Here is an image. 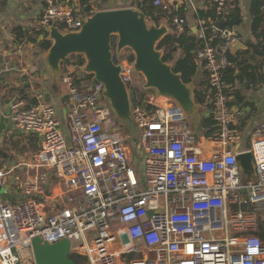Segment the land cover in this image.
Instances as JSON below:
<instances>
[{
  "label": "built area",
  "instance_id": "obj_1",
  "mask_svg": "<svg viewBox=\"0 0 264 264\" xmlns=\"http://www.w3.org/2000/svg\"><path fill=\"white\" fill-rule=\"evenodd\" d=\"M181 1L164 0L162 9L177 10ZM210 1L221 12L227 0ZM93 13L46 0L38 24L43 31L56 23L74 32ZM172 22L181 33L184 20ZM195 36L200 43L195 58L206 75L204 94L218 130L212 137L187 127L183 110L155 91L132 97L138 74L133 62H120L143 141V189L129 162L131 137L105 131L112 113L103 103V85L92 84L83 65L72 63L61 78L69 141L52 104L39 98L30 106L21 99L11 103L13 128L40 138V149L24 165L29 172L21 191L40 194L53 176L64 204L57 208L33 199L0 204V264H18L17 252L36 238L51 245L69 241L71 252L87 264H115L123 256H131L129 264H264V241L256 235L264 212V123L252 131L249 149L235 150L236 112L228 106L222 72L237 34L210 25ZM245 151L252 154L256 182L242 184L235 156Z\"/></svg>",
  "mask_w": 264,
  "mask_h": 264
},
{
  "label": "crops",
  "instance_id": "obj_2",
  "mask_svg": "<svg viewBox=\"0 0 264 264\" xmlns=\"http://www.w3.org/2000/svg\"><path fill=\"white\" fill-rule=\"evenodd\" d=\"M45 1L0 0V116L8 117L11 103L20 98L26 105L37 103L40 99L52 104L57 115L65 116V113H67L61 73L55 80L45 62L47 52L41 50L38 46L43 39V35L40 34L37 37L34 35V32L42 30L38 24V18L45 7ZM57 1L82 12L92 8L95 13L102 10L126 7L136 9L135 4L142 0H115L114 5L110 4L111 0L106 3L102 0H89L84 6L80 4L79 0ZM160 1L164 2V0ZM252 1L227 0L224 8L226 13L236 12L241 18V23L232 29L237 34V41L229 49L232 55L245 51L249 43L255 44L257 42V38L254 37L251 30L253 20L250 14V6ZM262 1L264 3V0ZM94 5H96V8ZM180 7H182L180 18L184 20V29L188 36L195 35L203 26H207L208 16L204 17L200 13L211 12L210 0H182ZM262 9L264 10V4ZM159 26L166 27L167 33H170V29L164 21ZM29 36L36 38V41L32 42ZM262 61L263 57L255 56L253 59L248 60V64H263ZM72 62L73 59L70 58L65 63L63 70L72 65ZM262 68L264 69V64ZM238 73L239 70L237 69L235 75ZM205 82L207 86L204 69L199 65L192 85L195 87L197 83L205 84ZM233 90L241 94L243 102L237 103L234 96L225 95L228 106L236 112L234 131L239 136L236 145L239 144L240 150H245L244 146L247 141L245 135L251 137L254 128L264 123V85L252 89L238 80ZM245 102L251 104L252 107L244 105ZM206 108L208 109L209 116L207 117L209 118L211 107L207 106ZM211 127L217 128L214 124ZM212 136L209 135L208 137ZM39 149L40 138L37 135L17 130L9 122L0 146V172L3 174V177L0 178V204H19L30 199L37 201L44 198L48 201L47 205L58 208L64 204L58 198L60 186H57L53 176L47 180L40 194L25 195L21 191V184L27 171L24 165L32 160ZM212 152L213 149H211ZM214 153H216V150ZM17 256L18 264L20 260L22 262L28 259L33 260L30 247L21 248L17 252ZM130 260L131 256H123L118 258L115 264H129Z\"/></svg>",
  "mask_w": 264,
  "mask_h": 264
},
{
  "label": "water",
  "instance_id": "obj_3",
  "mask_svg": "<svg viewBox=\"0 0 264 264\" xmlns=\"http://www.w3.org/2000/svg\"><path fill=\"white\" fill-rule=\"evenodd\" d=\"M114 3L115 0L110 1L111 5ZM47 31L52 44L45 62L55 80L61 73L63 60L71 55H82V71L91 76L92 84L103 85L102 96L122 125L126 126L131 121L136 127L130 113L128 90L121 79L122 67L120 63L113 62L112 40L116 56L123 49L132 52L134 72L143 78L142 90H153L174 100L185 117L194 116L195 119L198 109L193 95L195 87L192 83L184 84L180 75L172 71L171 65L162 61V52L156 49L157 43L168 34L167 28L148 23L142 12L131 7L102 10L82 20L78 31H60L56 23ZM9 122V117L0 116V146ZM239 148L237 144L235 150ZM235 160L241 183L256 182L251 152H238ZM30 249L34 264H75L70 259L71 245L67 240L51 245L36 238L32 240Z\"/></svg>",
  "mask_w": 264,
  "mask_h": 264
},
{
  "label": "trees",
  "instance_id": "obj_4",
  "mask_svg": "<svg viewBox=\"0 0 264 264\" xmlns=\"http://www.w3.org/2000/svg\"><path fill=\"white\" fill-rule=\"evenodd\" d=\"M80 4L84 6L88 3L89 0H79ZM104 3L109 0H102ZM211 12L210 13H200L202 16H208L207 26L212 25L219 31L232 30L237 27L241 23V18L238 13H226L224 8L226 7L227 1L221 12L217 11V5L213 4L211 1ZM161 2L160 4H155V0H142L135 4L136 10L142 12L148 23H153L156 26L164 21L169 29L170 33L166 34L156 46L158 51L162 52V61L164 63L170 64L172 67V71L175 74H179L181 80L184 84H190L194 81L195 75L197 73L199 64L196 62V53L200 48V43L198 42L195 35L188 36L186 30L183 29L181 33L176 32L175 26L173 25V18L181 17L180 13L182 7H179L177 10L172 7L167 10H163ZM262 0H253L250 6V14L252 16V33L255 38H257V42L255 44L249 43L247 49L245 51L237 52L232 55L229 51L226 53V61L227 66L222 72V80L226 84L225 94L228 96H234V99L237 103L243 102V97L240 93L233 90L236 82L238 80L242 81L246 87L249 88H257L260 85H264V69L262 65L264 64V10ZM89 10V9H87ZM84 10V11H87ZM60 31L61 28L59 29ZM42 34L43 39L39 42L38 46L41 50L47 52L51 46V41L48 40V32L47 31H37L34 32L35 37ZM29 39L32 42L36 41V38H32L29 36ZM128 50V55L122 58L121 56L115 55V45L112 40V54H113V62L115 64L119 63V60L126 59L128 62H133L134 57L132 52ZM175 50V51H173ZM180 50V57L174 61L173 52ZM255 56L263 57L262 63H254L248 64L249 59H253ZM72 58L73 64L84 65V58L82 55H71L65 60L61 62V69L63 68V64L67 63V61ZM239 70V73L235 75V71ZM204 86V87H203ZM206 82L205 84H196L194 89V101L198 106L207 107V96L204 94L206 91ZM36 104L33 103L31 105ZM26 105V104H25ZM244 105H250L246 104ZM30 106V105H26ZM208 129L205 132V135H213L217 133V128L211 127L213 126L214 121L210 116L209 118L204 119L203 123ZM231 129H235V126H232ZM245 150L249 149V145L246 143L244 146ZM41 201V200H37ZM256 235L264 241V212L259 213L258 215V230ZM70 259L73 260L75 264H87L86 258L84 256H80L72 253L70 255Z\"/></svg>",
  "mask_w": 264,
  "mask_h": 264
},
{
  "label": "rangeland",
  "instance_id": "obj_5",
  "mask_svg": "<svg viewBox=\"0 0 264 264\" xmlns=\"http://www.w3.org/2000/svg\"><path fill=\"white\" fill-rule=\"evenodd\" d=\"M94 7L96 8V5H94ZM92 9V8H91ZM82 12V11H81ZM64 32V31H63ZM174 51V50H173ZM122 58L128 55V50L127 49H123L118 56H121ZM181 55V51L178 50L176 52H173V58L174 61L177 60ZM121 62V60H119V63ZM65 65V64H63ZM64 67V66H63ZM63 68L61 69V78L63 75ZM142 84H143V78L140 75H134V86L130 88V93L132 97H137V98H142L144 95H148V94H154L153 92H142ZM141 91V92H140ZM21 99V98H20ZM170 104H176L178 105L174 100H170L168 99ZM103 103L108 106V102L103 100ZM110 109V108H109ZM112 110L110 109V112ZM214 113L217 111L216 109H213ZM112 113V112H111ZM211 115V114H210ZM215 114H212L211 117L214 118ZM58 117V121L60 123L61 128L63 129V135L65 137V139L67 141L70 140V134H69V129L67 127V115L65 113L64 115H57ZM207 116H209L208 113V109L203 106H199L197 109V115L194 119V116L191 117H185V124L187 125V127H189L190 129H192L195 133H197L200 136L203 137H208V135H205V132L207 131V127L203 124L204 123V119L208 118ZM104 129L107 133L112 132L114 129H117L123 136H130V141L128 143V147L132 150V154L133 156L130 157L129 162H130V166L132 167V169L135 172V175L138 179L139 182V186L141 189L144 188V174H143V169H142V164H143V158H142V148H143V141L141 139V132L140 130L133 126V124L131 123V121L129 122L128 125L124 126L122 125V123L118 122L117 119L115 118V115H111V118L104 122ZM118 127V128H116ZM215 135V134H213ZM248 135H245V138H247L246 143L249 145V148L251 146V142H252V138L251 137H247ZM232 147L228 146L227 150H231ZM40 203L43 204H48V201L46 198L41 199V201H38ZM90 236V234H86V237L88 238ZM19 264H33V260L32 259H28L25 260L24 262H22L20 260Z\"/></svg>",
  "mask_w": 264,
  "mask_h": 264
}]
</instances>
